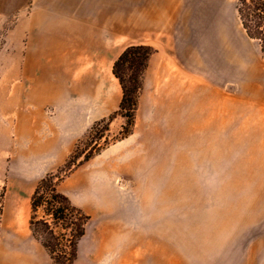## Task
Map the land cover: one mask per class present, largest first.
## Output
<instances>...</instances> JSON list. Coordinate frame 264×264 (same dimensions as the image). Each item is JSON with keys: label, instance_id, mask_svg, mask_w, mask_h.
<instances>
[{"label": "rangeland", "instance_id": "1", "mask_svg": "<svg viewBox=\"0 0 264 264\" xmlns=\"http://www.w3.org/2000/svg\"><path fill=\"white\" fill-rule=\"evenodd\" d=\"M86 1L78 0V7L85 9ZM236 2L114 0L119 28L128 20L131 28L106 41L111 58L115 61L128 46L153 50L131 133L121 136L123 128H129L122 117L128 107L118 108L108 125L101 123L90 131L111 114L91 124L63 155L30 157L29 147L39 143L40 135L36 132L34 141L32 134L18 136L23 118L25 123L35 121L38 128L41 118L62 116L59 113L67 111L66 102L74 94L68 91L70 78L63 71L56 79L68 93L60 110L38 108L31 101L38 97L33 84L43 61L38 54L39 22L35 29L30 23L45 1L0 0V264H51L28 226L30 196L49 173L61 178L58 191L90 218L73 264H264V56L258 43L246 36ZM151 12L158 13L161 30L145 27ZM206 13L220 16L217 25ZM71 15L61 14L57 20L85 21L75 12ZM106 15L99 9L94 14L96 19ZM183 25L192 30L198 59L205 49L209 53L215 47V37L223 30L232 40H242L233 43L242 57L233 55L227 72L220 71V54L210 62L209 75L190 70L178 60ZM69 40L63 41L65 52ZM88 51H93L90 45ZM29 57L33 62L26 73ZM111 78L122 97L118 81ZM102 89L106 93L109 86ZM96 95L91 88L88 98ZM28 113L32 114L27 117ZM97 148L99 153L83 161L84 154ZM74 151L76 160L64 173ZM29 157L31 164L22 163ZM28 166L37 170L31 177L25 171ZM102 187L128 200V216L123 204L115 216L98 211L107 206L99 197ZM156 196L164 200L159 233L145 226L140 213L146 199L155 207ZM13 231L21 233L19 239ZM107 235H113L112 244L99 251Z\"/></svg>", "mask_w": 264, "mask_h": 264}, {"label": "crops", "instance_id": "2", "mask_svg": "<svg viewBox=\"0 0 264 264\" xmlns=\"http://www.w3.org/2000/svg\"><path fill=\"white\" fill-rule=\"evenodd\" d=\"M44 1L43 6L45 8L41 12H36L30 23L32 27L34 25L35 29V24L39 22L38 38L40 39V47L38 54L43 61L39 65V76L33 84L38 97L37 100L31 101L38 108L53 106L60 110L64 95L67 96L68 91L71 96L74 95L71 100L66 102L67 111H59L62 116L52 119L41 118L38 128L35 126V121L25 123L23 118L21 129L18 127V136L32 134V140L34 141L36 132L40 135L39 143L33 142L29 147L30 157L63 155L65 151L73 147L74 142L84 134L91 124L118 110L121 97L119 91L112 87L111 82V69L114 59L111 58L112 52L105 48V43L110 37L113 38L118 35L119 31L131 28V20H128L124 26L119 28V12L117 8V14L114 15V0H87L85 9L78 7V0ZM97 9L103 10V13L107 14L106 17L96 19L94 14ZM73 12L81 18H85V21L82 19L79 21L57 20L61 14L71 15ZM150 18L149 26L146 24L145 27L147 26L151 30H161L162 26L158 22V13L151 12ZM191 31V29H186L184 25L180 28L179 39L182 47L178 49V60L196 73L209 75L210 62H213L214 57H217L214 56L215 48H213L214 46L210 48L209 53L205 49L203 51L204 56L198 59L199 55L193 52L195 48L191 41ZM67 39H70L69 44L71 46L65 52L63 41ZM89 45L93 51H88ZM231 58L230 50L227 56L224 54L221 56L223 62L220 63V71L227 72L232 67ZM32 62L33 58L29 57L24 68L26 73L31 71ZM236 67L239 69L237 64ZM63 71L70 78L68 91L65 88L63 91L61 83L56 79L57 77L60 78L61 74L63 75ZM157 71H162L159 66ZM159 72H156V75ZM106 86H109V89L106 93H103L102 87ZM91 88L97 93L94 99L88 98ZM13 101L16 102L15 104L18 102L16 97ZM29 114L32 113L25 115L28 117ZM29 125H32V127H29ZM30 157L22 163L31 164ZM30 168L28 166L25 170L28 172L29 177L37 172L35 168ZM23 170V167L19 168L20 172H23ZM99 197L107 203L104 209L98 210L105 216L118 215L122 204L124 214L129 215L128 200L122 198L112 188L102 187ZM153 201L155 207H152L147 199L142 201L140 213L145 221V226L147 228L154 227L159 233L164 225H162V204L164 200L162 197L156 196ZM108 228H112L110 224ZM12 235L19 239L21 233L13 231ZM112 237L113 235H107L102 238L99 251L109 250Z\"/></svg>", "mask_w": 264, "mask_h": 264}, {"label": "trees", "instance_id": "3", "mask_svg": "<svg viewBox=\"0 0 264 264\" xmlns=\"http://www.w3.org/2000/svg\"><path fill=\"white\" fill-rule=\"evenodd\" d=\"M236 11L246 36L258 43L264 56V0H237ZM152 54L151 47L128 46L112 65V75L122 91L119 110L128 107V114L122 117L126 119L129 128H123L122 137L131 133L138 92ZM126 71L130 74L126 75ZM114 117V114H111L95 122L90 131L101 123L108 125ZM105 131H108V128ZM100 150H89L84 154L83 161H88ZM75 160L76 151L65 162L64 173L71 169ZM60 180L56 174L49 173L38 181L30 196L28 226L32 237L44 249L51 264H73L77 259L78 243L85 235L90 218L58 191L57 184Z\"/></svg>", "mask_w": 264, "mask_h": 264}, {"label": "bare ground", "instance_id": "4", "mask_svg": "<svg viewBox=\"0 0 264 264\" xmlns=\"http://www.w3.org/2000/svg\"><path fill=\"white\" fill-rule=\"evenodd\" d=\"M220 11V10H219ZM209 13V12H208ZM207 14V13H206ZM222 16H223V21H224V11H222ZM209 14H207V16H208ZM201 16H202V14H201ZM200 16V17H201ZM203 17V16H202ZM205 17V16H204ZM209 17V19L211 20V22L213 21L214 23L213 24H215V25H217V19H219V17L220 16H217V15H212V16H208ZM208 17H207V19H205V21L207 20L208 21ZM198 19H200V18H198ZM199 21V20H198ZM202 21V20H201ZM222 21V20H221ZM202 23H203V21H202ZM206 23V22H205ZM222 24H224V23H222ZM201 27V26H200ZM208 31H210L209 29H208ZM222 33H220L221 35H218V36H216L215 37V55L214 56H219V54L220 55H222L223 56V54L224 55H226L227 56V54L229 53V50H230V54H231V57H233V55H238L239 57H241V53H239L238 51H237V49H233V48H238V46H235V47H233V43L234 42H240V41H242L240 38H238L236 41L235 40H232V38H233V36H231L230 34H228V33H226V30H223V31H221ZM200 33V32H199ZM218 39V40H217ZM236 57V56H235ZM214 60L215 61H217L218 60V58H214Z\"/></svg>", "mask_w": 264, "mask_h": 264}]
</instances>
